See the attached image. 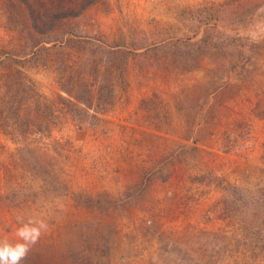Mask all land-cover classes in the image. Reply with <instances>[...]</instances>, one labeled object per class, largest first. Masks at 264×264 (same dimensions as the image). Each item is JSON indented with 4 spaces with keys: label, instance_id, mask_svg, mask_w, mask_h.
Listing matches in <instances>:
<instances>
[{
    "label": "rangeland",
    "instance_id": "rangeland-1",
    "mask_svg": "<svg viewBox=\"0 0 264 264\" xmlns=\"http://www.w3.org/2000/svg\"><path fill=\"white\" fill-rule=\"evenodd\" d=\"M62 20L0 0V239L43 218L22 264H264V0Z\"/></svg>",
    "mask_w": 264,
    "mask_h": 264
},
{
    "label": "clouds",
    "instance_id": "clouds-1",
    "mask_svg": "<svg viewBox=\"0 0 264 264\" xmlns=\"http://www.w3.org/2000/svg\"><path fill=\"white\" fill-rule=\"evenodd\" d=\"M18 223L14 239H0V264H22L49 227L43 218L19 219Z\"/></svg>",
    "mask_w": 264,
    "mask_h": 264
},
{
    "label": "trees",
    "instance_id": "trees-1",
    "mask_svg": "<svg viewBox=\"0 0 264 264\" xmlns=\"http://www.w3.org/2000/svg\"><path fill=\"white\" fill-rule=\"evenodd\" d=\"M30 7L31 19L33 26L37 33L42 35H50L55 31L59 22L63 21L64 18L77 17L81 15L90 5L98 0H83L76 6L64 8L58 6L55 10H52L49 14L35 11L32 7V3L29 0H23Z\"/></svg>",
    "mask_w": 264,
    "mask_h": 264
},
{
    "label": "crops",
    "instance_id": "crops-1",
    "mask_svg": "<svg viewBox=\"0 0 264 264\" xmlns=\"http://www.w3.org/2000/svg\"><path fill=\"white\" fill-rule=\"evenodd\" d=\"M261 80V81H260ZM263 80H264V78L261 76V75H259V77H257V81H260L259 83H262L263 82ZM256 81V82H257ZM263 84V83H262ZM256 86H257V84H256Z\"/></svg>",
    "mask_w": 264,
    "mask_h": 264
}]
</instances>
